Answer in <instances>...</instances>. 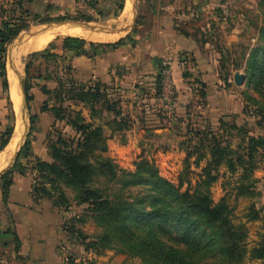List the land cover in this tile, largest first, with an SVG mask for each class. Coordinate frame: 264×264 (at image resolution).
<instances>
[{"label": "trees", "instance_id": "trees-1", "mask_svg": "<svg viewBox=\"0 0 264 264\" xmlns=\"http://www.w3.org/2000/svg\"><path fill=\"white\" fill-rule=\"evenodd\" d=\"M25 1L17 0L20 12ZM87 6L91 7L92 1ZM261 7L264 10V2ZM13 15L12 11L7 17L8 20L0 26V69L6 93L9 92L6 77L7 49L17 38L18 32L23 30L15 25L19 22L17 18L11 17ZM59 21H64V18ZM259 41V47L250 54L247 62V73L251 76L252 89L257 98L248 95L247 102L258 107L256 115L260 120L256 124L262 128L264 26ZM124 42L125 40H121L116 44L101 45L76 38H57L45 50L29 56L27 78L30 77L33 61H63L69 53L75 57L94 59L104 54L106 48L123 47ZM164 69L166 68L161 66L155 78L159 94L162 92ZM26 90L27 103L30 104L33 101L30 95L31 86L27 85ZM43 91L46 95L52 94L46 88ZM54 94L58 105L50 108L45 103L42 113L53 114L55 123L52 128L57 122L66 121L75 131L76 138L66 139L57 133L53 139L49 132L47 149L51 162L35 157L32 142L27 140L13 168L0 178L3 184V202L6 203L9 197L14 174H31L35 181V200L48 199L55 208L66 211L73 204L78 207L86 206L84 214L68 219L65 232L69 242L81 246L85 252L97 257L104 255L106 251L115 250L137 259L140 264H245L248 257L264 264V236L256 247L249 250L246 228L233 223L232 210L225 199L215 203L211 196V188L219 179V170L225 166L229 173L239 174L237 198L260 197L257 188L259 181L255 178V173L264 159V136H252L245 127L233 124L230 129L237 132L239 139L237 146L233 147L229 141V124L224 120L220 121L219 129L223 134L216 135L210 129L196 133L198 143L194 150L181 148L186 153L185 168L178 185H175L161 177L158 169L147 160L137 163L134 172H127L108 156L105 127L113 134H124L130 130V122L123 117L118 101L109 99L107 89L102 83L59 81V88ZM201 97L205 99L206 92ZM65 102L87 106L93 117L99 113L97 108L100 107L101 111L114 115L115 118L105 125L87 123L80 112L64 108ZM38 120V115H31V133L36 130ZM11 121L14 123V115ZM13 123L0 136V153L11 140L14 133ZM190 143L192 140L181 143V146ZM22 159L27 160V164H22ZM203 162L206 166L193 189L190 181L186 180L190 175L191 165L198 168ZM101 181L105 183L104 187L100 186ZM186 184L188 187L182 192ZM66 189L75 192L73 201L66 195ZM109 190L115 192L109 194ZM89 220H93L102 230L97 237L83 231L82 227ZM247 220L261 222L264 230V210L258 208L257 204L251 206Z\"/></svg>", "mask_w": 264, "mask_h": 264}, {"label": "rangeland", "instance_id": "rangeland-1", "mask_svg": "<svg viewBox=\"0 0 264 264\" xmlns=\"http://www.w3.org/2000/svg\"><path fill=\"white\" fill-rule=\"evenodd\" d=\"M90 1H92L91 7L82 4L79 0H71L70 6L65 3L64 5L58 4L55 0H26L22 3V12H20L17 0H0V9L4 8L5 12L9 13L13 11L14 15L11 17L17 18L19 22L15 25L23 29L18 32L17 37L24 32L44 26L53 25L52 29H59L62 24L79 25L96 32L107 30V33L112 34L118 24L116 18L126 8L125 0H117L115 5L103 2V7L100 3L95 4L98 0ZM219 1L221 2L211 9V14L206 12L195 13L191 10V13L186 14L188 17L187 24L183 25L184 21L179 22L180 29L189 30L190 34H195V37L197 36L200 40L202 46L198 45V47L203 55L205 54V57L199 60H191L183 55L186 60L182 61L183 69H181L180 74H173L169 66H166L163 72L164 82L161 94H159L155 79L159 72L153 79L145 78L142 77L140 69H136L135 65L132 67V80L130 79L125 89L108 88L106 84L100 82L107 89L109 99L118 101L123 117L130 122V130L126 133L110 135V146L114 155H111L109 150L108 156L121 169L134 172L137 163L147 160L158 169L161 177L178 185L179 178L182 177L185 168L186 153L184 151L186 149L194 150L198 143L196 133H203V131L210 129L216 135L223 134L219 129L221 127L220 121L224 120L229 124V141L233 147H236L239 142L237 132L230 129L233 124L245 127L252 136H264V125L260 128L256 124L260 120V117L256 115L258 107L247 102L248 95L256 97L252 89L251 76L247 73V62L250 54L260 45V34L264 26V10L261 3L264 0ZM146 3L147 0H135L134 5L136 6L130 9V13L132 11L135 14V26L133 35L131 34L124 42L129 48L135 43H139L149 28V20L146 18L149 11ZM100 10L102 11L100 12ZM1 12L0 10V14ZM213 17H217V19L215 20ZM61 18H64V21H59ZM218 22L220 26L215 25ZM200 26H205V31ZM54 35L55 37L49 44L57 38H75L58 33ZM14 41L15 39L8 46L6 55V77L9 92L4 91L6 108L2 116H5V121L7 124H12L11 118L14 115L13 124L14 132L15 129L17 132L16 137L22 138L21 143H25L27 140L34 142L36 139L37 148L46 145L47 149L49 132H51L53 139L56 138L57 133L66 139L76 138L75 131L67 125L66 121L57 122L56 126L52 128L55 123L53 114L51 112L42 113V107L45 103L50 108L55 104L58 105L54 91L59 88V81L62 83L72 81L79 83L72 62L75 56L69 53L66 60L50 63L43 60L33 61L29 73L30 77L27 78L26 66L30 61L29 56L33 53L23 49L18 50L17 65L19 72L21 78L26 80V86H31L30 95L33 97V101L30 104L27 103L25 119L22 118L23 94L16 78V85L19 88L17 95H15L16 101L11 95L10 70L14 77L15 74L8 64V56L15 44ZM116 43L117 41L111 43L96 42L94 44L112 45ZM112 50L117 49L106 48L104 55ZM121 70V72L117 71L120 77L127 74L126 67ZM235 73L245 76L246 80L242 86L235 84ZM44 88L52 94L46 95L43 91ZM203 92H206L207 95L205 99L201 97ZM63 107L80 112L87 123L96 125H105L115 118L114 115H108V113L101 111L100 107L97 108L99 113L94 117L91 115L90 109L83 104L65 102ZM31 115L39 116L36 130L32 133ZM20 128L24 129L22 134H19ZM108 131L110 129L105 127V135ZM225 131L229 132L228 130ZM107 139L109 141V138ZM189 140H192V143L186 144L184 147L181 146V143ZM181 148L185 150L183 151ZM191 163H194L193 160ZM263 163L264 159L261 163L262 166H264ZM22 164H27V160L22 159ZM205 166V162L198 168L191 165L190 175L186 180L190 181L193 189L200 180L202 169ZM238 180L239 174H231L225 166L221 167L219 179L211 188V196L215 203H219L222 199L227 201L232 210L233 223L237 226H244L248 231L247 244L248 249L251 250L260 243L264 236L263 233L257 240L254 233L257 232V228L254 226L255 222H248L247 220L251 206L256 204L254 201L260 197L254 199L237 198ZM100 186L104 187L105 183L101 181ZM187 187V184L184 185L182 192L186 191ZM257 188L259 191V184ZM114 192L109 190V194ZM65 193L73 201L75 192L66 189ZM85 208L86 206L78 207L73 204L69 211L63 210V212H66L68 219H70L78 214H84ZM82 228L86 234L92 237H97L102 233V230L93 220H89ZM93 256L95 255L93 254ZM98 258L101 263L105 260V262L109 261L110 264H140L137 259L129 258L115 250L106 251L104 255ZM245 264H259V262L252 261L248 257Z\"/></svg>", "mask_w": 264, "mask_h": 264}, {"label": "crops", "instance_id": "crops-1", "mask_svg": "<svg viewBox=\"0 0 264 264\" xmlns=\"http://www.w3.org/2000/svg\"><path fill=\"white\" fill-rule=\"evenodd\" d=\"M55 1L61 5L65 3L70 6L72 4L71 0ZM103 2L115 5L117 0H98L101 7H103ZM134 2L135 0H125L126 8L118 17L119 19L116 18L118 24L112 34L107 33V30L96 32L73 24H62L59 29H52L53 25L44 26L35 28L33 31L45 30V34L23 40L17 50L23 49L29 53L41 52L48 47L55 37V33L93 43H111L128 39L135 26V14L132 11L130 13V9L136 6ZM220 2L219 0H147L149 12L146 18L149 20V28L143 34L142 40L131 48L124 45L95 59L75 57L72 62L76 69L77 80L84 84L102 81L108 88L125 89L130 79L132 80L133 65L136 69H140L142 77L145 78L153 79L161 66H169L173 74H180L183 69L182 61L185 59L183 55L191 60H199L205 57V54L203 55L198 47V45L202 46V43L197 36L190 34L189 30L180 29L179 22L184 21L183 25H186L188 21L186 14L191 10L195 13L211 14L213 6ZM0 10L2 11L0 26H2L8 19L9 12H5L4 8ZM214 18L217 19V17ZM215 25L220 26V23ZM200 28L203 31L206 29L205 26H200ZM69 31L75 33H67ZM42 42H45V46L36 49ZM123 67H126L127 74L120 77L118 72H121ZM10 72L9 78L11 79L12 75L15 80L11 70ZM5 102L0 69V136L9 125L5 121V116H2L6 108ZM16 134L15 129L9 144L0 153V178L14 166L15 154L19 151L22 141V138L20 136L17 138ZM111 134H113L111 131L106 132V136L109 138V153L114 155L110 146ZM37 145L35 139L32 142V152L35 157L45 162H51L46 145L42 148H37ZM255 177L259 181L260 198L254 203L258 208L264 210V166H260ZM34 184L33 175L14 174L13 185L5 203L3 202V184L0 181V264H107V262L110 264L105 260L101 263L98 257L85 252L81 246L69 242L65 232V225L68 221L67 213L62 209L55 208L48 199L35 200L33 196ZM254 226L257 228V232H254L255 238L259 240L258 238L264 233L263 224L255 222Z\"/></svg>", "mask_w": 264, "mask_h": 264}, {"label": "water", "instance_id": "water-1", "mask_svg": "<svg viewBox=\"0 0 264 264\" xmlns=\"http://www.w3.org/2000/svg\"><path fill=\"white\" fill-rule=\"evenodd\" d=\"M45 33H46L45 30L24 32L23 34H21L20 36H18L15 39V41H14L15 44L12 47L11 51L9 52L8 64L13 69L14 74H15V78L19 82V84L21 86L22 94H23L22 118H25L24 116H25V112H26V109H27V90H26V80L21 78V74L19 72V68H18V65H17V51H18L17 49H18V46L23 42V40H25L27 38L39 37V36H41V35H43ZM245 80H246L245 76L241 75L239 73L235 74V76H234V82H235V84L237 86H242L244 84ZM22 118H21V120L23 121ZM23 132H24V129L20 128L19 129V134H22ZM23 146H24V143L22 142L21 145H20L19 151L15 154V158H14V162H13L14 164L16 163L17 158L19 156V153H20L21 149L23 148Z\"/></svg>", "mask_w": 264, "mask_h": 264}, {"label": "bare ground", "instance_id": "bare-ground-1", "mask_svg": "<svg viewBox=\"0 0 264 264\" xmlns=\"http://www.w3.org/2000/svg\"><path fill=\"white\" fill-rule=\"evenodd\" d=\"M67 33H75V32H73V31H69V32H67ZM77 33V32H76ZM45 46V42H42V44L41 45H39L36 49H41V48H43ZM11 73V72H10ZM10 83H11V95H12V98H13V100L14 101H16V99H15V95H17V93H18V87H17V85H16V81L15 80H13V78H12V75H11V79H10ZM19 97V95L17 96V98ZM24 121V120H23ZM19 137V136H18Z\"/></svg>", "mask_w": 264, "mask_h": 264}, {"label": "built area", "instance_id": "built-area-1", "mask_svg": "<svg viewBox=\"0 0 264 264\" xmlns=\"http://www.w3.org/2000/svg\"><path fill=\"white\" fill-rule=\"evenodd\" d=\"M82 4H88L90 0H79Z\"/></svg>", "mask_w": 264, "mask_h": 264}]
</instances>
